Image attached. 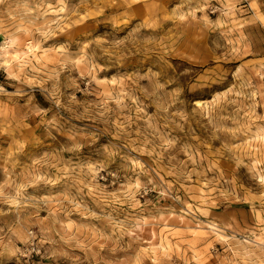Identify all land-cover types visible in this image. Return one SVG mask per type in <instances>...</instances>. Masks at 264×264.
I'll list each match as a JSON object with an SVG mask.
<instances>
[{"label": "rangeland", "instance_id": "obj_1", "mask_svg": "<svg viewBox=\"0 0 264 264\" xmlns=\"http://www.w3.org/2000/svg\"><path fill=\"white\" fill-rule=\"evenodd\" d=\"M244 2L0 0V264H264Z\"/></svg>", "mask_w": 264, "mask_h": 264}, {"label": "crops", "instance_id": "obj_2", "mask_svg": "<svg viewBox=\"0 0 264 264\" xmlns=\"http://www.w3.org/2000/svg\"><path fill=\"white\" fill-rule=\"evenodd\" d=\"M244 7L251 15L253 14L255 18L256 25L264 28V0H243ZM252 4L255 5L256 8L252 7Z\"/></svg>", "mask_w": 264, "mask_h": 264}, {"label": "built area", "instance_id": "obj_3", "mask_svg": "<svg viewBox=\"0 0 264 264\" xmlns=\"http://www.w3.org/2000/svg\"><path fill=\"white\" fill-rule=\"evenodd\" d=\"M3 89V82L0 80V91Z\"/></svg>", "mask_w": 264, "mask_h": 264}, {"label": "bare ground", "instance_id": "obj_4", "mask_svg": "<svg viewBox=\"0 0 264 264\" xmlns=\"http://www.w3.org/2000/svg\"><path fill=\"white\" fill-rule=\"evenodd\" d=\"M34 51V47H30V52H33ZM8 68V67H7ZM7 70V69H6ZM10 70V69H9ZM12 76V75H11ZM10 76V77H11ZM200 104V103H199ZM201 105V104H200Z\"/></svg>", "mask_w": 264, "mask_h": 264}]
</instances>
